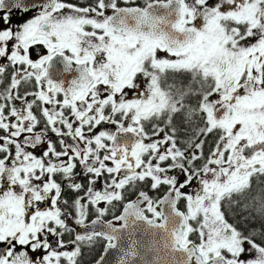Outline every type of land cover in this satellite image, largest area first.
<instances>
[{"label": "snow or ice", "instance_id": "6c2138e0", "mask_svg": "<svg viewBox=\"0 0 264 264\" xmlns=\"http://www.w3.org/2000/svg\"><path fill=\"white\" fill-rule=\"evenodd\" d=\"M0 58V264H264V0H0Z\"/></svg>", "mask_w": 264, "mask_h": 264}, {"label": "flooded vegetation", "instance_id": "af4514ba", "mask_svg": "<svg viewBox=\"0 0 264 264\" xmlns=\"http://www.w3.org/2000/svg\"><path fill=\"white\" fill-rule=\"evenodd\" d=\"M143 1L144 0H142V2ZM69 2L79 3L81 5H84L86 3H91L92 0H69ZM140 5H143V3H141ZM30 15H31V13L29 14V16ZM27 18L28 17H24L23 19H27ZM20 22H22V21L19 18L14 16V18H13V26H15L17 23H20ZM14 43H15L14 40L10 41L8 43L9 51H10V49H11V47H12V45ZM37 51L41 52L42 54H46V49L42 45H34V46H31V48H30L31 58H33V59H37L38 58L36 56V52ZM0 63H7V61L4 58H0ZM10 71H11V68H9V72ZM66 78L67 79H71V75H68ZM6 84H7V81L5 80L4 85H0V87H4V86H6ZM25 90L31 91L32 90V85L31 84L22 85L21 89H20L21 93H23ZM212 98L213 99H217L218 97L214 96ZM191 102L193 104H195L197 102V99L193 98L191 100ZM17 103H19V102H17ZM110 127H113V126L107 125V124H103L100 127H98L96 129V131L98 132L99 130H101V128H110ZM192 127H195V125H193L191 127H188V134H191ZM37 130H39V129H37ZM49 135L51 136V138L54 141L57 139L55 137V135H53L51 133H49ZM162 135L163 134H161V137H162ZM181 139H187V135L183 134V130H182V134H181ZM217 139H218V134L216 132H214V133H212V134L207 136V138H206L207 142L205 144V155H207L209 150L212 147H214L215 142L217 141ZM42 150H43L42 148H37L35 150V154L37 156H40L42 154ZM75 171H76V173H81V168L79 166H77ZM170 174L171 175H178L180 178H181V176L183 177V175H181L178 170L176 172H173V173H170ZM56 179H57V181H59L61 179V177L60 176H56ZM77 182H80V183L84 184L85 185V190H86L87 184H88V179H87V177L85 175H83V174L79 175L78 178H77ZM102 186H103V181L102 180L95 185V187L97 189H101ZM192 187L193 188L196 187L195 182H193ZM138 190L148 191L149 195H151L152 197H158V196H162L167 191V186H162L158 192L151 191L150 190V182H149L148 184H141L139 186ZM83 194H84L83 192H79V193L73 192V191L67 189V186L65 185V190H64L62 199H68L69 203H71V201L74 200L77 195H83ZM134 196H135V193H132L131 195L127 196V199H133ZM257 196H264V177L253 178L252 179L251 189H250L249 192H247L245 194V197L243 198V203L251 204L252 199L254 197H257ZM243 203H242L241 207L243 206ZM47 206H48L47 202H42L40 204V207L42 209L47 207ZM61 206H63V205H61ZM100 206L103 207L104 205L101 204ZM178 206L181 208V210H184L185 202L184 201H180ZM232 209H233V212L236 209V213H232ZM232 209H231V211H229L228 208H227V202H225V209L224 210L227 212V218L229 219V222L234 223L242 232H244L245 235H247L250 230H253V229L260 230L261 229V225H262V223H264V221H261V219L258 216H256L254 210L250 209L248 212H241L240 208L233 207ZM68 210L71 211L70 208ZM121 210H122V205L117 204V207L115 209L116 214L119 215ZM245 217H248V219H245ZM92 218H94V210H93V214H90V216H89V219H92ZM106 219H111V213H109V215L106 217ZM69 223H71V221H69ZM49 238L53 239L52 237H49ZM71 239H72V236H70V235L66 234L64 236V240L66 242L71 240ZM192 239L196 240L197 237L193 236ZM256 241H257V243H261L262 241H264V235L257 236L256 237ZM0 247H3V245H0ZM103 250H104V241H102V240L99 241L95 245V247H93L91 249H89V248L83 249V254H82L81 258H80V264H95V261L97 259H99L100 255L103 253ZM34 255H39V253H36ZM112 257H114V255Z\"/></svg>", "mask_w": 264, "mask_h": 264}, {"label": "rangeland", "instance_id": "374dc122", "mask_svg": "<svg viewBox=\"0 0 264 264\" xmlns=\"http://www.w3.org/2000/svg\"><path fill=\"white\" fill-rule=\"evenodd\" d=\"M180 179L183 180L184 178L181 176ZM184 191L187 192V191H189V189L185 188ZM248 247H249V245L245 244V248L247 249ZM254 256H255V252L249 253V252L246 251L241 258L246 260V259L252 258Z\"/></svg>", "mask_w": 264, "mask_h": 264}, {"label": "water", "instance_id": "95a60500", "mask_svg": "<svg viewBox=\"0 0 264 264\" xmlns=\"http://www.w3.org/2000/svg\"><path fill=\"white\" fill-rule=\"evenodd\" d=\"M150 239L148 237L145 238V241L147 242V240ZM114 254L110 253L109 256H108V260L112 261L113 260V256ZM150 258V257H149Z\"/></svg>", "mask_w": 264, "mask_h": 264}, {"label": "trees", "instance_id": "16d2710c", "mask_svg": "<svg viewBox=\"0 0 264 264\" xmlns=\"http://www.w3.org/2000/svg\"><path fill=\"white\" fill-rule=\"evenodd\" d=\"M135 2H136L137 4H141V3H143L144 1L142 2V0H136ZM232 213H236V209L234 210V212H233V209H232Z\"/></svg>", "mask_w": 264, "mask_h": 264}]
</instances>
